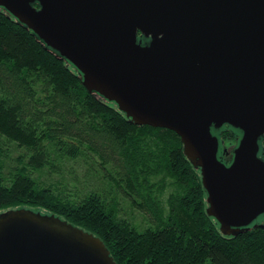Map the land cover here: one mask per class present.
I'll use <instances>...</instances> for the list:
<instances>
[{
    "label": "water",
    "instance_id": "95a60500",
    "mask_svg": "<svg viewBox=\"0 0 264 264\" xmlns=\"http://www.w3.org/2000/svg\"><path fill=\"white\" fill-rule=\"evenodd\" d=\"M0 7L73 64L89 92L135 125L181 138L223 235L264 228V0H0ZM225 125L242 133L230 165L212 133ZM0 264L117 263L100 238L21 208L0 213Z\"/></svg>",
    "mask_w": 264,
    "mask_h": 264
},
{
    "label": "trees",
    "instance_id": "16d2710c",
    "mask_svg": "<svg viewBox=\"0 0 264 264\" xmlns=\"http://www.w3.org/2000/svg\"><path fill=\"white\" fill-rule=\"evenodd\" d=\"M212 133L226 163L242 133L228 125ZM259 143L264 151V137ZM80 162L97 166L96 174L67 179L63 169ZM98 178L146 223L94 187ZM207 198L201 170L176 133L135 125L0 7V213L27 208L58 216L100 238L117 264H264V228L223 235Z\"/></svg>",
    "mask_w": 264,
    "mask_h": 264
},
{
    "label": "rangeland",
    "instance_id": "374dc122",
    "mask_svg": "<svg viewBox=\"0 0 264 264\" xmlns=\"http://www.w3.org/2000/svg\"><path fill=\"white\" fill-rule=\"evenodd\" d=\"M230 146L231 145H228V147ZM96 168L97 166H90L84 162H80V163H74L68 165V167L63 169V171L67 179H69V177L72 175V176H77V179L84 182L90 173L96 174ZM88 169H90L91 171H88ZM98 180L101 182H99ZM92 185L94 187H99V188L104 187L110 196H113L115 200H118L120 202L122 213H124L125 216L131 215L134 218H136L140 224L146 223L145 215L139 213L137 210H134L131 207L130 201H128V199L125 198L124 195L121 194L118 195V192H115V187L107 185L100 178L94 179V181H92Z\"/></svg>",
    "mask_w": 264,
    "mask_h": 264
},
{
    "label": "flooded vegetation",
    "instance_id": "af4514ba",
    "mask_svg": "<svg viewBox=\"0 0 264 264\" xmlns=\"http://www.w3.org/2000/svg\"><path fill=\"white\" fill-rule=\"evenodd\" d=\"M230 155H231V153H230V154H227L226 157H225V162H226L228 165L231 164V161H232V159H233V154H232V156H230ZM259 157H260L261 159L264 160V151L261 149V147H260ZM258 221H259V220H258ZM257 223H258V222H257ZM259 224H261V223H259Z\"/></svg>",
    "mask_w": 264,
    "mask_h": 264
}]
</instances>
